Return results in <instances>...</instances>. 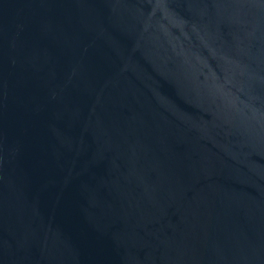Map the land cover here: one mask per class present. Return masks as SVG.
<instances>
[{"label":"water","instance_id":"obj_1","mask_svg":"<svg viewBox=\"0 0 264 264\" xmlns=\"http://www.w3.org/2000/svg\"><path fill=\"white\" fill-rule=\"evenodd\" d=\"M0 264H264V0H0Z\"/></svg>","mask_w":264,"mask_h":264}]
</instances>
